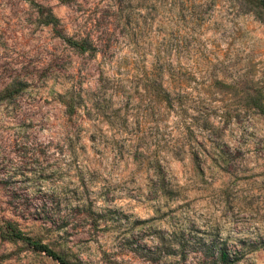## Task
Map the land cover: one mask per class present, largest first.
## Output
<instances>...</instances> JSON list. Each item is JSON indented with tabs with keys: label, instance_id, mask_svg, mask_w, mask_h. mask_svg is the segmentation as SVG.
<instances>
[{
	"label": "rangeland",
	"instance_id": "obj_1",
	"mask_svg": "<svg viewBox=\"0 0 264 264\" xmlns=\"http://www.w3.org/2000/svg\"><path fill=\"white\" fill-rule=\"evenodd\" d=\"M16 84L0 220L71 264H264V22L244 1L0 0ZM0 264L59 263L0 239Z\"/></svg>",
	"mask_w": 264,
	"mask_h": 264
},
{
	"label": "trees",
	"instance_id": "obj_2",
	"mask_svg": "<svg viewBox=\"0 0 264 264\" xmlns=\"http://www.w3.org/2000/svg\"><path fill=\"white\" fill-rule=\"evenodd\" d=\"M242 1H244L247 7V12H249L257 20L264 22V0ZM35 7L39 21L45 25H50L54 33L68 46L79 51H86L90 47L85 39H74L73 37L63 33L58 27L57 17L51 12L50 9L40 6L39 4H35ZM19 85L20 84H16L15 86L4 88L0 92V101L9 99L14 94H16L20 89ZM256 106L261 113H264V105L256 104ZM0 239L9 242H22L31 250L43 252L45 255L56 260L59 264H71V262H69L61 253L53 250L39 239L26 234L20 228L15 226L12 221L0 220ZM215 259L218 264H233L236 261L235 258H230L225 249L221 248L217 250V256Z\"/></svg>",
	"mask_w": 264,
	"mask_h": 264
}]
</instances>
